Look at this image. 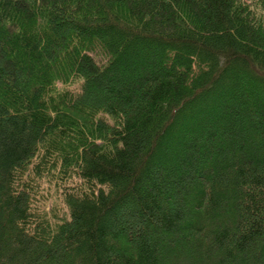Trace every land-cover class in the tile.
<instances>
[{
  "label": "trees",
  "instance_id": "trees-1",
  "mask_svg": "<svg viewBox=\"0 0 264 264\" xmlns=\"http://www.w3.org/2000/svg\"><path fill=\"white\" fill-rule=\"evenodd\" d=\"M0 264H264V0H0Z\"/></svg>",
  "mask_w": 264,
  "mask_h": 264
},
{
  "label": "rangeland",
  "instance_id": "rangeland-1",
  "mask_svg": "<svg viewBox=\"0 0 264 264\" xmlns=\"http://www.w3.org/2000/svg\"><path fill=\"white\" fill-rule=\"evenodd\" d=\"M91 55H94L97 60L102 59V55H101V53L99 51H96V52L92 51Z\"/></svg>",
  "mask_w": 264,
  "mask_h": 264
}]
</instances>
